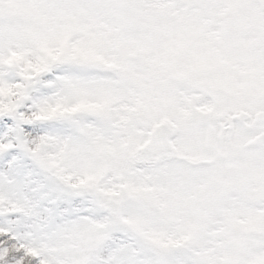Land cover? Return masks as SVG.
Listing matches in <instances>:
<instances>
[{
	"label": "snow or ice",
	"instance_id": "1",
	"mask_svg": "<svg viewBox=\"0 0 264 264\" xmlns=\"http://www.w3.org/2000/svg\"><path fill=\"white\" fill-rule=\"evenodd\" d=\"M0 264H264V0H0Z\"/></svg>",
	"mask_w": 264,
	"mask_h": 264
}]
</instances>
